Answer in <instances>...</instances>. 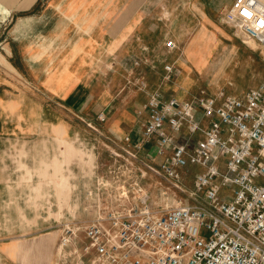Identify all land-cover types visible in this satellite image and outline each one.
Masks as SVG:
<instances>
[{
	"label": "built area",
	"instance_id": "obj_1",
	"mask_svg": "<svg viewBox=\"0 0 264 264\" xmlns=\"http://www.w3.org/2000/svg\"><path fill=\"white\" fill-rule=\"evenodd\" d=\"M223 20L264 47V0H235ZM143 111L141 133L123 138L98 179L102 210L77 228L92 264H264V83L242 96L154 91ZM191 167L196 204L155 207L144 180L157 176L176 198Z\"/></svg>",
	"mask_w": 264,
	"mask_h": 264
},
{
	"label": "crops",
	"instance_id": "obj_2",
	"mask_svg": "<svg viewBox=\"0 0 264 264\" xmlns=\"http://www.w3.org/2000/svg\"><path fill=\"white\" fill-rule=\"evenodd\" d=\"M38 1L29 2L28 9ZM234 1L47 0L44 12L54 10L55 15L22 19L31 26L29 33H11L10 40L0 43V264H54L60 234L48 227L46 218L56 214L60 194L51 170L55 157L63 162L66 137L77 134L67 121L66 105L81 111V90L91 81L96 89L115 87L113 80L99 81L101 70L83 67L85 56L99 57L93 63L103 66H112L118 57H145L147 26L152 36L159 25L192 31L194 25L209 23L210 14H223ZM131 9L138 14L167 9L169 17H154L147 25L145 14L131 15ZM210 39L201 37V44L188 50L190 57L204 56L209 49L204 43ZM14 55L20 64L12 60ZM196 65L203 68L205 59ZM86 72L93 74L88 78ZM159 88L165 97L167 88L174 89L166 80ZM96 97L97 105L108 107L129 101H120L109 90ZM126 112L111 119L112 135L125 136L123 124L136 121Z\"/></svg>",
	"mask_w": 264,
	"mask_h": 264
},
{
	"label": "rangeland",
	"instance_id": "obj_3",
	"mask_svg": "<svg viewBox=\"0 0 264 264\" xmlns=\"http://www.w3.org/2000/svg\"><path fill=\"white\" fill-rule=\"evenodd\" d=\"M31 1L35 0H2L0 43L10 40L11 33L19 36L29 33L31 26L28 21L22 19L35 17V20H38L43 15H55L54 10L52 13L44 12L43 4H46L47 0H39L28 9ZM140 11L141 16L145 14L147 25L153 22L154 17H169L167 9L156 12L154 9ZM130 13L139 15L138 10L134 9H131ZM148 27L144 33L145 57L138 58L135 55L129 58L118 57L112 66H103L101 62L93 63V60L100 59L95 55H86L83 61L84 68L93 69L94 72L101 70L100 82L108 84L113 80L111 86L115 87L106 88L105 85L102 89H96L93 87L95 82L91 81L88 83L91 86L87 85L88 87L81 90L83 102L81 111L66 105L67 121L72 131L77 134L66 137L62 153L63 162L59 163L55 157V164L51 170V176L58 182L55 188L60 194V202L58 205L56 202L54 206L58 208L56 214L46 218L48 227L50 226L51 230L53 228L58 230L60 234L54 264H92L94 255L84 253V248L88 244L84 230L78 231L77 228L89 225L102 210L104 202L98 179L105 176L109 167L114 165L111 151L118 150L123 144V138L128 134L138 136L141 133L147 114L143 109L139 111V108L144 102L145 104L148 102L150 93L162 92L159 87L164 80L168 82V86L175 89L174 91L167 88L165 94L183 100L200 95L202 91L213 94L222 89L233 96H242L264 83V47L253 40H246L233 26L223 20L222 12L210 14L209 23L194 25L193 30L188 32L180 27L171 31L170 26L159 25L158 31L156 30L152 36ZM201 37L211 38L209 42L207 40L204 43V46L209 48L206 57L204 58L205 55L190 57L188 50L197 44L200 45L201 42L198 41ZM203 59L205 65L200 69L196 64ZM12 60L20 64V57L14 55ZM168 65L173 67L170 79H167V74L164 73ZM92 74L86 72L85 76L90 78ZM106 90L119 100L129 98V101L123 105L109 107L97 105L94 102L97 101L96 95ZM94 91L96 95L93 94ZM87 97H90V102L84 104ZM121 111H127L131 118L133 116L136 118V121L124 123L122 129L126 135L122 134V137H119L120 135L110 133L109 125L111 119ZM101 116H105L106 120L101 121ZM147 152L148 150L140 155L151 163ZM17 158L14 156L12 159L21 163L20 158ZM197 170L195 167L186 170L181 184L183 191H176V198L165 195L164 192L170 186L166 183L160 184L159 178L150 174L149 181L148 178L144 180V185L152 193L154 206L161 209L177 205H195L196 202L189 195L193 190V178ZM40 189L41 186H38V190ZM224 193L227 195L228 192Z\"/></svg>",
	"mask_w": 264,
	"mask_h": 264
},
{
	"label": "bare ground",
	"instance_id": "obj_4",
	"mask_svg": "<svg viewBox=\"0 0 264 264\" xmlns=\"http://www.w3.org/2000/svg\"><path fill=\"white\" fill-rule=\"evenodd\" d=\"M89 153V152H88Z\"/></svg>",
	"mask_w": 264,
	"mask_h": 264
}]
</instances>
